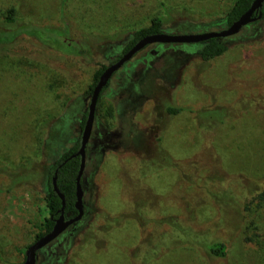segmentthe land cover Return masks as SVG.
<instances>
[{"label":"rangeland","instance_id":"374dc122","mask_svg":"<svg viewBox=\"0 0 264 264\" xmlns=\"http://www.w3.org/2000/svg\"><path fill=\"white\" fill-rule=\"evenodd\" d=\"M231 2L0 0V29L9 7L42 29L0 54V264L22 262L47 217V170L80 135L93 72L163 10L188 12L163 14L162 32L201 33L226 27ZM262 14L220 38L214 60L198 59L199 42L151 43L112 73L85 148L83 215L34 264H264ZM57 36L87 52L60 51ZM216 241L221 257L205 249Z\"/></svg>","mask_w":264,"mask_h":264},{"label":"trees","instance_id":"16d2710c","mask_svg":"<svg viewBox=\"0 0 264 264\" xmlns=\"http://www.w3.org/2000/svg\"><path fill=\"white\" fill-rule=\"evenodd\" d=\"M252 0H232L230 7L224 14V21L226 25L231 23L233 20H235L241 13H243L249 6ZM264 3L262 5L263 9ZM181 8V9H179ZM179 8H167L162 13L160 16L155 15L149 18L148 22L144 26H139L131 30V37L124 46L122 47L120 54L125 52L127 49L131 47V45L141 38L142 36L148 35V34H153V33H158L162 32L164 24L166 21H169L164 18L163 14L167 13L168 11H173L176 13H181V14H186L187 8L184 6H181ZM164 9V8H163ZM261 9V11H262ZM263 17V14H262ZM261 17V18H262ZM3 22L7 25L4 26L3 29H0V33H5L9 32L10 34L8 36H3L0 39V54H6V45L12 43V41L17 37V36H30L34 38H39L37 35V30H42L41 28L38 29H29V26L26 23H21V22H15L14 19V8L9 7L5 15L3 17ZM9 24V25H8ZM54 30L57 32V29H53L50 27H45L43 28V32H50ZM53 31V32H54ZM54 32V33H55ZM12 33V34H11ZM65 33V32H64ZM60 36V35H58ZM57 36V37H58ZM59 43V48L60 51H63L68 54L76 55V56H84L85 52H87L85 49H82L78 44V48H76V43H64L60 41L58 37ZM228 46L223 43L220 38H209L206 41L200 42L199 47L196 49V55L199 60L206 62L210 60H214L221 56L224 52H226ZM4 51V52H3ZM117 56V57H118ZM116 57V58H117ZM115 60V59H114ZM113 60V61H114ZM111 63V62H110ZM106 65H101L99 68H97L91 78V83L88 85L87 90L85 93L89 94L92 86L94 85L95 81L98 78V75L100 72L104 69ZM107 84V83H106ZM106 84L104 87L101 89L100 93L102 90L105 88ZM100 93L98 95V98L100 96ZM97 98V100H98ZM164 110L168 114H175L180 111V108L178 107H173L166 105L164 107ZM85 113L82 115L81 120L79 122L80 128L82 127L84 118H85ZM79 144V137L76 139V141L67 149L65 150L60 157L53 162V164L49 167L47 170V175H46V184H45V189L43 193V201L44 205L46 207L47 211V217L46 219L41 223L40 227H38L37 232L34 234V240L47 232L52 225V218L56 217L58 215V209L60 207V200L56 193L53 191L51 187V176L53 174V171L57 169L56 171V178H55V186L57 190L63 195L64 199V206H63V213L66 214H75V209L73 207V202H74V177L78 168V163H79V158L77 155H75V151L78 148ZM39 154H42V151L39 152ZM60 165L59 167H57ZM25 166H22L24 168ZM0 172H3L7 174V170L5 167H0ZM11 181L10 184L13 185L17 183L16 179V174L10 175ZM9 187L6 188L8 190ZM2 190H0L1 192ZM258 198L264 200V185L263 188L260 190L258 193ZM33 240V241H34ZM208 247L205 249L208 251L209 254L214 255L216 257H221L224 255L225 252V244L222 241H216L212 242L210 244H207Z\"/></svg>","mask_w":264,"mask_h":264},{"label":"water","instance_id":"95a60500","mask_svg":"<svg viewBox=\"0 0 264 264\" xmlns=\"http://www.w3.org/2000/svg\"><path fill=\"white\" fill-rule=\"evenodd\" d=\"M264 0H252L248 8L241 13L235 20L226 25L225 28L217 31H205L201 33H164L158 32L142 36L136 40L129 49L120 54L114 61L104 67V69L98 75L97 80L92 86L89 96L88 103L86 106L85 118L81 127L79 135L78 148L75 151V155L79 158L78 168L74 177V202L73 207L75 214L70 216L66 220L63 219V206L64 199L63 195L57 190L55 186L56 171H53L50 182L53 191L56 193L60 200V207L58 209V216L54 219L51 228L37 237L32 241L23 252V260L20 264H34L36 251L47 243L57 237L68 225L78 221L82 215V188H81V175L84 167V155L85 145L88 141L92 122L94 118V110L97 102L98 95L101 89L106 84L107 80L113 72H115L124 62L129 60L137 51L144 46L151 43H197L208 40L209 38H222L230 36L238 32V30L252 22L260 20L262 17V5ZM58 165L57 167H59Z\"/></svg>","mask_w":264,"mask_h":264},{"label":"flooded vegetation","instance_id":"af4514ba","mask_svg":"<svg viewBox=\"0 0 264 264\" xmlns=\"http://www.w3.org/2000/svg\"><path fill=\"white\" fill-rule=\"evenodd\" d=\"M197 43H198V42H197ZM199 43H200V42H199ZM144 47H145V46H144ZM141 49H142V48H141ZM141 49H140V50H141ZM137 52H138V51H137ZM111 75H112V74H111ZM107 82H108V80H107ZM107 82H106V83H107ZM87 103H88V102H87ZM86 106H87V105H86ZM85 112H86V109H85ZM80 130H81V129H80ZM88 139H89V138H88ZM86 145H87V143H86ZM86 145H85V148H86ZM84 161H85V155H84ZM80 183H81V180H80ZM81 188H82V187H81ZM82 212H83V203H82ZM73 215H74V214H68V213L64 214V213H63V219L66 220L67 218H69L70 216H73ZM82 215H83V213H82ZM82 215H81V217H82ZM57 216H58V215H57ZM57 216H56V217H57ZM56 217L52 218V224H53V221H54V219H55ZM81 217H80V218H81ZM79 220H80V219H79ZM79 220H78V221H79ZM78 221H76V222H78ZM76 222H74V223L68 225L66 228H68L69 226L75 224ZM66 228H65V229H66ZM65 229H64V230H65ZM64 230H63V231H64ZM55 238H56V237H55ZM37 251H38V250H37ZM37 251H36V253H37Z\"/></svg>","mask_w":264,"mask_h":264}]
</instances>
